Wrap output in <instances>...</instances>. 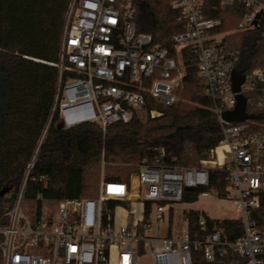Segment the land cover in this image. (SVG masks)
<instances>
[{
    "label": "built area",
    "instance_id": "built-area-1",
    "mask_svg": "<svg viewBox=\"0 0 264 264\" xmlns=\"http://www.w3.org/2000/svg\"><path fill=\"white\" fill-rule=\"evenodd\" d=\"M219 1L224 8L233 0ZM238 1L251 12L243 16L237 30L255 27V16L264 9L262 0ZM132 3L69 1L58 62L53 65L58 75L49 120L6 212L7 225L0 228V264H139L144 251L152 264H192V247L208 261L230 253L245 264H264V232L251 218L264 198V132L254 130L255 119L264 117V69L237 71V52L217 32L221 21L205 17L202 0L171 2L182 11L180 20L185 23L184 31L172 37V54L149 35L136 33ZM183 49L195 56L197 77L213 103L222 132L209 160L201 161L198 168L169 167L160 151L153 162H142L129 182L101 178L94 198L40 207L36 201L25 213L27 182L44 180L32 172L52 120L56 118L63 129L95 124L105 132L114 124L129 123L146 97L162 107L173 105L186 69ZM239 101L244 113L256 118L224 121L223 114H234ZM160 115L149 111L151 118ZM211 169L226 175V199L241 212L242 235L228 240L222 229H214L204 238L191 239L187 228L171 235L173 205L182 203L186 192L208 189ZM210 191L217 196L211 189L200 195L206 197ZM110 202L117 205L111 208ZM136 202L142 206V217L135 220L134 213H128L127 222L117 226L115 210ZM207 219L199 216L200 232L205 231Z\"/></svg>",
    "mask_w": 264,
    "mask_h": 264
},
{
    "label": "trees",
    "instance_id": "trees-1",
    "mask_svg": "<svg viewBox=\"0 0 264 264\" xmlns=\"http://www.w3.org/2000/svg\"><path fill=\"white\" fill-rule=\"evenodd\" d=\"M70 0H0V228L7 225L11 207L25 166L49 120L58 71V53ZM173 0H133L136 33L149 35L153 43L173 53L172 37L184 31L182 11ZM206 18L219 19L217 32L232 31L223 41L238 55L236 69L242 73L264 69V9L255 27L238 31V24L251 9L233 0L222 7L219 0H202ZM264 5V0H262ZM195 56L182 50L186 66L177 91L178 101L162 107L149 97L140 110H133L127 124H114L105 132L95 124L61 128L56 118L50 124L39 149L32 176L43 181H28L25 203L38 207L53 202L94 198L100 176L105 182H129L142 162L151 163L164 151L163 164L169 167L198 168L209 160V152L222 140L213 103L203 92L194 66ZM150 110L161 115L151 118ZM254 130L264 132V117L255 119ZM208 189L186 192L182 202L193 203L207 190L226 199L229 184L224 172L209 171ZM117 204L110 202L109 207ZM171 216V215H170ZM200 213H187L191 239L204 238L222 229L228 240L242 235L241 222L207 219L204 232L198 228ZM264 232V198L251 212ZM172 224V217L170 225ZM264 260V254L261 255ZM192 264H245L230 254L208 261L202 251L191 249Z\"/></svg>",
    "mask_w": 264,
    "mask_h": 264
},
{
    "label": "rangeland",
    "instance_id": "rangeland-1",
    "mask_svg": "<svg viewBox=\"0 0 264 264\" xmlns=\"http://www.w3.org/2000/svg\"><path fill=\"white\" fill-rule=\"evenodd\" d=\"M233 31V30H232ZM232 31H222L221 33L225 36ZM218 155L221 156V149H218ZM102 176V175H101ZM99 182L101 180V177ZM99 186V183L97 187ZM98 189V188H97ZM29 205L25 203L23 210L26 213V208ZM189 211H199L206 214L208 217L212 219H239L241 217L240 210L233 207L231 202L228 199H219L214 195L212 191L208 193L206 197L201 195L198 196L197 200L193 203H178L173 205L172 212L175 217V221H177L176 225H182L185 227V223L182 224V221L186 218V215ZM128 213H134L133 218L138 220L142 217V206L139 203H130L128 206H120L115 210V224L117 226L125 224L127 221L125 220L124 215L126 216ZM139 264H152L151 258L148 252L142 254L139 259Z\"/></svg>",
    "mask_w": 264,
    "mask_h": 264
},
{
    "label": "water",
    "instance_id": "water-1",
    "mask_svg": "<svg viewBox=\"0 0 264 264\" xmlns=\"http://www.w3.org/2000/svg\"><path fill=\"white\" fill-rule=\"evenodd\" d=\"M261 11H259L256 16H255V21L253 23V25H256L257 21L259 20L260 16H261ZM224 121L227 122H244L246 120H254L256 117L254 116H248L244 113V104L243 102L239 101L236 110L234 112V114H223L222 116ZM187 191H191V188H186Z\"/></svg>",
    "mask_w": 264,
    "mask_h": 264
},
{
    "label": "crops",
    "instance_id": "crops-1",
    "mask_svg": "<svg viewBox=\"0 0 264 264\" xmlns=\"http://www.w3.org/2000/svg\"><path fill=\"white\" fill-rule=\"evenodd\" d=\"M198 213H200V215H206L204 214L203 212H199L197 211ZM170 219H169V223H170V220H171V217H172V224L170 225V234H175V233H178L180 230H184L187 228V219L185 218L183 221H182V224L185 223V227H183L182 225H176L177 221H175V217L173 215V212L171 210V213H170ZM128 216V214L126 215ZM187 216V215H186ZM210 218V217H209ZM211 220H218V221H221V220H224V219H212L210 218ZM127 221V218L125 219ZM236 220V219H235Z\"/></svg>",
    "mask_w": 264,
    "mask_h": 264
}]
</instances>
